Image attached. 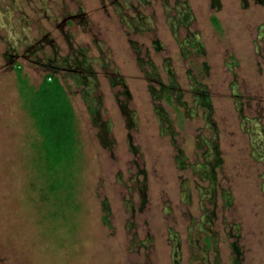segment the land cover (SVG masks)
I'll return each instance as SVG.
<instances>
[{"label":"rangeland","instance_id":"374dc122","mask_svg":"<svg viewBox=\"0 0 264 264\" xmlns=\"http://www.w3.org/2000/svg\"><path fill=\"white\" fill-rule=\"evenodd\" d=\"M0 264H264V0H0Z\"/></svg>","mask_w":264,"mask_h":264},{"label":"trees","instance_id":"16d2710c","mask_svg":"<svg viewBox=\"0 0 264 264\" xmlns=\"http://www.w3.org/2000/svg\"><path fill=\"white\" fill-rule=\"evenodd\" d=\"M53 79L49 77L46 80L52 81ZM37 95L38 101L36 100L34 105V112L41 119L46 139L45 149L57 154L68 148L69 143L67 142L71 137L70 111L59 86L55 89L49 85L40 87ZM60 98H63L65 105H62Z\"/></svg>","mask_w":264,"mask_h":264},{"label":"flooded vegetation","instance_id":"af4514ba","mask_svg":"<svg viewBox=\"0 0 264 264\" xmlns=\"http://www.w3.org/2000/svg\"><path fill=\"white\" fill-rule=\"evenodd\" d=\"M69 17H70V15H69ZM68 16L67 17H64L63 18V23H66V21L68 20L67 18H69ZM169 21V20H168ZM65 25V24H64ZM52 66H54V67H57V64H55V65H52Z\"/></svg>","mask_w":264,"mask_h":264},{"label":"bare ground","instance_id":"6f19581e","mask_svg":"<svg viewBox=\"0 0 264 264\" xmlns=\"http://www.w3.org/2000/svg\"><path fill=\"white\" fill-rule=\"evenodd\" d=\"M176 255V254H175Z\"/></svg>","mask_w":264,"mask_h":264}]
</instances>
